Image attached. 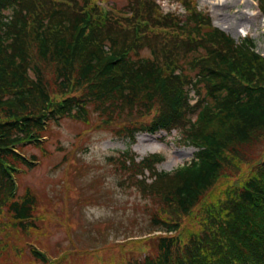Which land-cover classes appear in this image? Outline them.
<instances>
[{"label":"trees","instance_id":"16d2710c","mask_svg":"<svg viewBox=\"0 0 264 264\" xmlns=\"http://www.w3.org/2000/svg\"><path fill=\"white\" fill-rule=\"evenodd\" d=\"M181 2V13H163L154 0H131L119 19L95 0H0V210L17 227L31 230L40 204L34 191L13 193L8 166H35L13 145L30 135L40 142L46 114L89 123L93 108L132 141L141 129H164L196 148L172 172L159 170L161 154L138 161L127 149L116 157L158 200L148 210L150 249L122 264H264V152L254 148L264 144V56L254 39L236 42L215 26L197 0ZM144 115L153 118L132 124Z\"/></svg>","mask_w":264,"mask_h":264},{"label":"rangeland","instance_id":"374dc122","mask_svg":"<svg viewBox=\"0 0 264 264\" xmlns=\"http://www.w3.org/2000/svg\"><path fill=\"white\" fill-rule=\"evenodd\" d=\"M130 1L95 0V3L102 11L120 19ZM154 1L163 13L182 12L180 0ZM197 1L215 26L236 42L247 36L254 39L256 52L264 55L260 0ZM142 55L151 56V53L143 48ZM44 69L54 75L52 69ZM88 112L91 114L89 123L68 117H61L59 121L49 119L47 132L38 136L40 142H27L19 147L28 156L35 155L37 163L32 168L21 166L22 171H13L12 180L17 176L18 198L27 190L37 194L40 207L35 212L39 219L31 230L23 231L13 224L9 210L3 206L0 210L3 222L0 264H122L132 257H144L150 249L149 238H153L155 229L148 210L158 200L141 190L134 173L127 176L116 157L127 149L134 152L138 161L161 153L165 159L159 164V170L172 172L190 162L196 148L185 144L176 131L168 134L164 129H157L153 134L141 129L132 141L126 131L113 129L114 123L104 124L102 115L93 108ZM152 118L153 115H144L131 121L140 125L149 123ZM254 148L257 156L264 152L262 143L255 144ZM256 167L257 164L252 174ZM249 168L246 166L245 170ZM138 177L143 176L138 174ZM145 177L151 181L148 172ZM44 191L52 200L41 204V200L47 199ZM211 196H207V200ZM186 225V229L191 227L188 220ZM30 244L45 253L49 263L36 262L27 246Z\"/></svg>","mask_w":264,"mask_h":264},{"label":"bare ground","instance_id":"6f19581e","mask_svg":"<svg viewBox=\"0 0 264 264\" xmlns=\"http://www.w3.org/2000/svg\"><path fill=\"white\" fill-rule=\"evenodd\" d=\"M238 28V27H237Z\"/></svg>","mask_w":264,"mask_h":264},{"label":"clouds","instance_id":"9594fccd","mask_svg":"<svg viewBox=\"0 0 264 264\" xmlns=\"http://www.w3.org/2000/svg\"><path fill=\"white\" fill-rule=\"evenodd\" d=\"M90 218V217H89Z\"/></svg>","mask_w":264,"mask_h":264}]
</instances>
